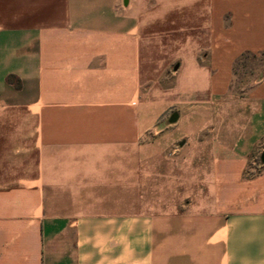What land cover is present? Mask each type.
Returning a JSON list of instances; mask_svg holds the SVG:
<instances>
[{"label": "crops", "instance_id": "obj_1", "mask_svg": "<svg viewBox=\"0 0 264 264\" xmlns=\"http://www.w3.org/2000/svg\"><path fill=\"white\" fill-rule=\"evenodd\" d=\"M263 151L264 0H0V264H264Z\"/></svg>", "mask_w": 264, "mask_h": 264}, {"label": "water", "instance_id": "obj_2", "mask_svg": "<svg viewBox=\"0 0 264 264\" xmlns=\"http://www.w3.org/2000/svg\"><path fill=\"white\" fill-rule=\"evenodd\" d=\"M178 118V113L177 112H174L172 115H171V117H170V119H169V122H175L176 121V119ZM260 161L262 162V163H264V151L261 153V155H260Z\"/></svg>", "mask_w": 264, "mask_h": 264}, {"label": "rangeland", "instance_id": "obj_3", "mask_svg": "<svg viewBox=\"0 0 264 264\" xmlns=\"http://www.w3.org/2000/svg\"><path fill=\"white\" fill-rule=\"evenodd\" d=\"M148 138H149V136H147ZM259 163H260V160H258V163H257V165H259ZM261 164V163H260ZM258 170H255V172H257Z\"/></svg>", "mask_w": 264, "mask_h": 264}]
</instances>
